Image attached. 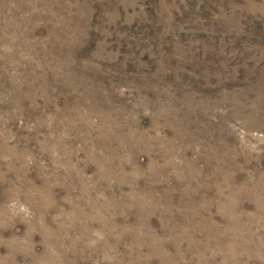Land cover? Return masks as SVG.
I'll use <instances>...</instances> for the list:
<instances>
[{
  "label": "rangeland",
  "instance_id": "obj_1",
  "mask_svg": "<svg viewBox=\"0 0 264 264\" xmlns=\"http://www.w3.org/2000/svg\"><path fill=\"white\" fill-rule=\"evenodd\" d=\"M0 264H264V0H0Z\"/></svg>",
  "mask_w": 264,
  "mask_h": 264
}]
</instances>
